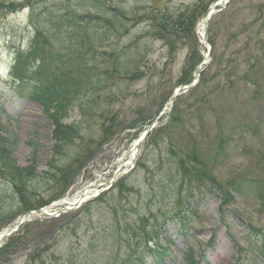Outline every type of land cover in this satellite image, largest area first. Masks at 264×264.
Listing matches in <instances>:
<instances>
[{
	"label": "rangeland",
	"instance_id": "1",
	"mask_svg": "<svg viewBox=\"0 0 264 264\" xmlns=\"http://www.w3.org/2000/svg\"><path fill=\"white\" fill-rule=\"evenodd\" d=\"M9 1L17 3L22 0ZM119 1L121 2L111 0L110 5L130 19L125 24L132 31L128 39L149 28L146 21L139 20V15L136 14H142L143 7L150 8V11L153 9L152 15L167 9L178 10L183 17L193 16L189 19V27L194 21L192 32L198 50L194 59L198 55L200 58L205 55V63L195 86L199 84L203 73L205 79L200 87L204 85V81H208L202 91H212L216 101L207 108L203 122L194 117L186 129L206 137L203 141L209 142L214 136L212 130L217 126V117L230 118L229 127H244L243 130L246 127L243 132L234 131L238 133L233 134V140L219 159L215 170L217 180L222 185L218 191L225 192L224 197H230V200L219 198L216 191L211 189H203L202 193L182 191L168 197H161L151 191L150 185L154 186V182H149L164 174V170H157L156 164L150 166V163L160 158V161H164H159L160 163L167 164L166 161L170 159L165 153L166 136L163 135L167 130L153 133L148 140L147 136L137 146L134 158L126 161L132 143L149 125L142 128L137 125L139 115L132 111L138 110L141 104H147V109H151L147 112V122H152L155 118L152 114L154 106L161 100L163 106L159 112L164 111L156 118L158 124L155 129L169 124L173 115L172 110L167 112L168 103L173 91L181 85L178 79L189 53L188 40L179 37L178 48L170 55L167 44L155 39L149 40V71L132 82L123 80L119 97L114 98L110 104L102 102L103 78L93 80L90 74L84 80L86 95L84 94L81 109L78 106L66 108L61 122L77 123L86 114V105L98 111L87 95L95 93L98 99V93H101L97 104L102 102L101 107L105 111L103 116L93 113L86 116L84 122L90 121L97 128V123L104 119L105 125L109 126L113 112L117 111L120 118L125 117L123 125L115 126L113 135L104 138L96 147L92 136L84 135V139L86 136L87 138L83 145L90 147L91 152L81 157V164L75 169V176L64 193L43 207L48 213L55 214H33L31 211L30 215H25L24 222L16 231L39 240L43 239V235H54L49 249L43 253L44 263L38 262L39 264H193L195 261L196 264H264V239L253 235L257 229L264 230V192H261L262 196L253 191L233 196L225 189L229 188L226 185L229 177L248 169H254V173H259L257 176L264 177V52L260 50V46L264 45V0H228L225 6H217L208 22L205 36L204 27L199 24L216 0H201L202 4H198L199 0ZM132 7H137L139 11L132 12ZM184 12H191L192 15ZM28 14L32 17V22L41 27V23L45 21L43 17L40 16L37 21V12L28 8L14 6L8 12H0V125L5 128L3 135L16 139L12 154L17 164L27 166L35 160L38 170H43L51 159L53 135L58 128L52 120L51 106L46 102L50 99L38 101L31 98L32 94L12 81L8 74L9 68L17 52L22 53L24 60L28 57L34 61L40 59L38 51L53 56L64 51L70 43L57 33L51 39L38 38L34 41L36 31L29 23ZM115 25L118 27L119 24ZM46 33L52 35L50 32ZM209 39L215 44L213 49ZM99 53L94 49L87 51L92 64L97 69H102V55L94 59L91 57L92 54ZM42 64L44 63L38 62L37 65L44 68ZM192 69L190 68L185 81H189L194 75L195 70ZM258 77L254 83L253 80ZM228 78L231 79L230 83L227 82ZM96 87L95 91L90 90ZM187 91L175 100L177 102L180 97L185 99L178 103L182 111L185 110V97L189 93ZM156 133V137L161 136L163 139H155ZM171 133L174 134L169 136L177 143H184L181 139L187 137L182 132L175 133L173 130ZM141 156L146 157L147 162ZM123 162L119 175L114 176L115 170ZM144 163L148 167L147 171L141 169L140 164ZM98 181L112 182L109 189L97 196L103 199L93 203L89 199L80 204H65L88 184ZM9 207L13 211L16 209L13 204ZM65 208L70 209L65 211ZM178 208H182L178 218L190 220L184 228H179V219L173 218L176 215L173 212ZM109 219L116 220L114 227L110 232L102 231V226L109 223ZM3 224L0 222L2 236L15 227L11 222ZM114 231L115 237L112 235ZM212 236L213 246L209 245ZM6 237L7 235L2 237L0 244L5 242ZM31 243L24 250L14 252L15 254L8 252L1 256L0 264H26L27 254L35 247Z\"/></svg>",
	"mask_w": 264,
	"mask_h": 264
},
{
	"label": "trees",
	"instance_id": "2",
	"mask_svg": "<svg viewBox=\"0 0 264 264\" xmlns=\"http://www.w3.org/2000/svg\"><path fill=\"white\" fill-rule=\"evenodd\" d=\"M110 1L22 0L16 3L9 0H0V12H8L12 7L19 6L37 12V21L40 16L43 17L45 21L41 23V27H37L28 14L29 23L33 25L34 31H36L34 41L38 38L51 39L55 36L54 33H57L70 43L69 47H66L64 51H59L56 53L57 55L49 56L47 53L38 51L37 55L40 59L34 61H31L28 57L24 60L22 53L17 52L11 64L10 75L21 85L30 87V94L35 100L45 101L48 98L50 99L46 102H49L47 105L51 106L52 120L56 122L58 128L53 135L54 144L51 150V159L46 163L45 169L38 170L35 160L27 166L17 164V160L12 154L16 139H10L7 135H3L2 132L5 128L0 125V222H3V225L12 222L18 214L47 205L64 193L75 176V169L79 168L81 164V157L83 158L91 152L90 147L83 145L86 143L87 138L86 136L84 139V135H91L96 147L104 138L113 135L115 126L123 125L122 121L125 117L120 118L117 111L113 112L109 126L105 125L104 119L97 123V128L92 122L85 123L84 120L86 116L93 113L103 116L105 111L101 107V103L104 102L107 105L114 98L119 97V88H121L120 85L123 80L132 82L136 78L146 75L151 68L148 64L149 40H163L167 44L170 55L177 50L179 37L188 40L189 53L182 66L183 70L181 69L182 72L178 79L179 84L188 82L185 80L188 73H190V68L194 70L195 64L200 60V55L194 59L198 51L192 32L194 21L189 27L191 22L189 19H192L193 16L183 17L178 10L169 11L167 9L152 15L153 9L150 11V8L143 7V13L136 14L139 15V20L146 21L149 28L128 39L132 31L125 24L130 19L118 9H112L113 6L110 5ZM200 1L198 4H202ZM117 2L121 1L117 0ZM130 10L132 12L139 11L137 7H132ZM184 13L186 14V12ZM186 15H192V13ZM130 18L132 19V17ZM116 23L119 24L118 27H115ZM181 25L182 28H180ZM45 31L50 32L52 35ZM95 38L96 41H94ZM126 38L128 40L124 42L123 40ZM208 41H210L213 49L215 47L213 40L209 39ZM92 49L100 52L96 55L92 54V59L100 55L104 58L102 69H97L88 58L87 51ZM260 50L264 52V45L260 46ZM38 62L44 63L42 64L44 68L38 66ZM251 67H253V64ZM90 74L93 80L103 78L101 86L104 96L100 105L97 104V100L101 98V93H98V99H96L95 93L87 95L98 111H95L90 105H86L84 107L86 114L77 123H62V116H64L62 114L65 113L66 108L82 107V101L85 100L83 98L84 94L86 95L84 80H87ZM204 79L202 73L199 84L187 91L189 93L185 97L187 98L185 110L179 109L178 103L185 101L184 98L180 97L173 104L171 112L173 117L169 119V124L164 128L158 127L152 130L146 139H151V135L159 130H167L163 135L166 136V139H164L165 153L170 159L166 161L167 164L160 163L164 162L160 161V158L150 163V166L155 163L157 170H164V174L161 172V176L159 175L154 181L149 182H154V186L150 185L151 191H155L161 197L164 195L167 197L173 196L182 191L189 192L200 188L219 190L222 185L215 175L219 159L225 154L232 135L237 133L234 131L242 130L241 132H243L246 129V127L243 130L244 127L239 128L233 125L229 127L231 119L223 116L216 118L217 126L212 130L214 136L209 142L203 141V138L206 137L186 129L194 117L203 122L207 115V108L212 102L216 101L212 91H202L205 90V86L208 84V81H204V85L200 87V83ZM258 79L259 77L254 79L253 82L255 83ZM230 81L231 79L228 78L227 82L230 83ZM96 89L97 87L90 90L95 91ZM54 105H56L55 110L53 109ZM141 105L138 110L132 111V113L139 115L137 125H141L142 128L151 121L147 122L149 116L147 112L151 109H147V104ZM162 106L163 102L159 100L154 106L155 111L152 114L156 116ZM91 109L93 112H91ZM243 123L240 122L241 125ZM173 130L175 133L182 132L187 136L186 139H181V141L184 140V143H177L171 139L169 135L174 134L171 133ZM157 134L154 138L160 139L161 136L156 137ZM141 157L142 160L147 162L146 157ZM137 164L139 163L137 162ZM140 166L141 169L148 170L146 163L140 164ZM149 171L151 170L149 169ZM254 171L256 170L248 169L246 172L236 173L229 177L226 182L229 188H225L227 193L233 195L245 190L264 191V177L262 175L257 176L259 173L256 174ZM224 193L218 191L219 198L230 200V197H224ZM101 198L103 199V197H99L90 201V203ZM10 204L15 205L16 209L14 211L10 209ZM173 217H179V213ZM182 222H185V220ZM115 223V219H109V223L102 226L101 230L110 232ZM115 231L112 233L114 237ZM97 232H100V230ZM255 234L259 235L260 238L264 237V231L258 230L257 233L255 231ZM45 236L43 235V239L39 240L28 238L27 233L21 234L17 231L8 237L0 248V257L8 252L13 254L24 250L28 247V244L33 242L35 247L31 253L27 254L26 264L44 263L43 253H46L44 251L49 249V243L54 238L52 233Z\"/></svg>",
	"mask_w": 264,
	"mask_h": 264
},
{
	"label": "water",
	"instance_id": "3",
	"mask_svg": "<svg viewBox=\"0 0 264 264\" xmlns=\"http://www.w3.org/2000/svg\"><path fill=\"white\" fill-rule=\"evenodd\" d=\"M219 4H220V0H219L218 2H216L214 5H212L211 7H209V9H208V11H207V13H206V15H205V17H204V26H205V29L207 28L208 20L210 19V16L213 14L215 7H216L217 5H219ZM224 4H225V3H224ZM202 63H203V62H201V64L198 66V71L200 70V67H201ZM189 86H190V85H183V86H180V87L174 92V94H173V96H172V99H171V103L175 100L176 96H177L178 94L181 93L182 89L187 88V87H189ZM153 126H154L153 124L149 125V127L147 128V130L142 134V136H141V137L136 141V143L134 144V147H135V148H136V147H137V146L143 141V139L145 138L146 134L152 129ZM114 176H115V175H114ZM81 197H82V196H81ZM65 209H67V208H65ZM25 214H28V213H25ZM23 217H24L23 215L19 216V217H18V220H17L14 224H15V225H18V224L21 222V220H22Z\"/></svg>",
	"mask_w": 264,
	"mask_h": 264
},
{
	"label": "bare ground",
	"instance_id": "4",
	"mask_svg": "<svg viewBox=\"0 0 264 264\" xmlns=\"http://www.w3.org/2000/svg\"><path fill=\"white\" fill-rule=\"evenodd\" d=\"M224 1L226 0H221V3H224ZM200 26L204 25V20H202L199 24ZM134 145V144H133ZM133 150V149H132ZM126 159H130L131 158V151L127 154ZM97 186V185H96ZM93 183H90V186L84 187V189L78 193L77 195H75L71 201H66L65 204H69V205H73L79 202V197L83 194V199L86 198V195H89L91 193H93L95 191V189H91V188H95L96 187Z\"/></svg>",
	"mask_w": 264,
	"mask_h": 264
}]
</instances>
